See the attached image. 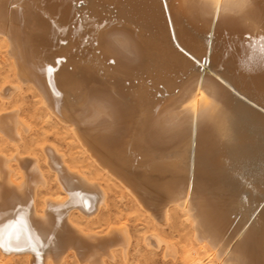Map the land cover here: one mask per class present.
I'll use <instances>...</instances> for the list:
<instances>
[{
    "label": "bare ground",
    "instance_id": "bare-ground-1",
    "mask_svg": "<svg viewBox=\"0 0 264 264\" xmlns=\"http://www.w3.org/2000/svg\"><path fill=\"white\" fill-rule=\"evenodd\" d=\"M0 46L18 81L3 94L27 85L153 222L178 209L206 251L193 264H264V0H0ZM1 112L15 151L0 152V264H58L72 248L105 264L126 248L123 225L71 219L106 190L55 144L20 152L30 125ZM40 163L60 193L38 208Z\"/></svg>",
    "mask_w": 264,
    "mask_h": 264
},
{
    "label": "rangeland",
    "instance_id": "rangeland-1",
    "mask_svg": "<svg viewBox=\"0 0 264 264\" xmlns=\"http://www.w3.org/2000/svg\"><path fill=\"white\" fill-rule=\"evenodd\" d=\"M2 53L3 47L0 46V112L17 109L19 115L24 116V120L30 125V129L24 132L21 140L17 142L18 150L23 154L32 153L38 156L41 155L39 148L43 143L55 144L72 160V168L79 170L106 190V206H102L93 217L84 215L77 208L71 209V219L82 230L103 233L111 225H123L127 228L129 243L126 248L118 245L113 257L106 256L105 264H193L191 260L197 255L205 258L206 251L196 244L189 222L178 209H170L166 223L153 222L124 188L103 174L95 165L89 164L90 161L84 157L80 148L74 147L75 143L71 142L70 132L66 130L68 128L47 118L27 85L21 84L20 88L11 90L7 97L3 94L4 88L12 85L14 87L18 81ZM14 148L15 146L0 137V152L11 154L15 151ZM40 164L46 179L45 184L39 187L36 193L38 208L45 197L60 193V187L51 169ZM71 250L58 264H93L85 256L77 255L75 249ZM13 255L5 264H32L27 260L28 255L31 256L29 252Z\"/></svg>",
    "mask_w": 264,
    "mask_h": 264
}]
</instances>
